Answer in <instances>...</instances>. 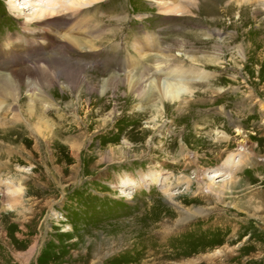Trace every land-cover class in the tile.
<instances>
[{
  "label": "rangeland",
  "instance_id": "obj_1",
  "mask_svg": "<svg viewBox=\"0 0 264 264\" xmlns=\"http://www.w3.org/2000/svg\"><path fill=\"white\" fill-rule=\"evenodd\" d=\"M9 1L0 49L18 36L31 61L0 73L73 71L0 96V264H264V0H106L55 32L68 11ZM190 66L209 77L184 105L140 102Z\"/></svg>",
  "mask_w": 264,
  "mask_h": 264
},
{
  "label": "bare ground",
  "instance_id": "obj_2",
  "mask_svg": "<svg viewBox=\"0 0 264 264\" xmlns=\"http://www.w3.org/2000/svg\"><path fill=\"white\" fill-rule=\"evenodd\" d=\"M69 1H70L69 4L65 5L61 0H50V1L48 0V4L52 7L51 8L49 7L50 8L49 10L40 9V13L42 11H44L45 12L44 14H46L49 11L51 15L58 14V13L62 14L63 12L68 11V12L64 13L63 15L56 17V19H54L53 21H50L49 24L52 25L54 32L56 30H58L60 27H62L63 25H65L66 23L68 24L69 22H71L70 18H71V16H73L72 14H80V12H81L80 6L85 5V4H98V3H102L106 0H87L85 3L81 2L82 0H69ZM254 1L257 2L258 0H254ZM9 2L10 3H8V4H9L10 9L15 10V8L13 7L14 6L13 5L14 0L13 1L10 0ZM56 5H59L58 9L55 8ZM45 36H46V34H45ZM46 37L49 38V36H46ZM18 40H19V42H17ZM22 41H23V39L19 38L18 36H16L14 39H10V37H8L7 43L5 45H3L2 48L0 49V71L6 70V68H8V67H10V68L17 67L18 68L19 65H17V62L19 60H23V61L27 62L31 59V56H25V57L21 56V54H22L21 46L19 47L18 45H20V43ZM14 42H17L18 44L14 43ZM75 46H76V44H75ZM65 47H67V46H65ZM32 50L33 51L36 50L40 54L46 53L45 52L46 49L40 45L38 47L36 46L35 49H31V51ZM58 60H59V62H58ZM38 63H39V61L36 63L37 68H35V70L33 69L29 73H27L25 71H21V70L18 71V70H16L17 68L15 69V71L11 70V71H13V78L16 79L15 82L12 81L13 79H10L9 76H3L0 73V91L10 90L9 93H5V94L3 92H0V96H2L4 98H6L7 96H10V98L15 99L16 98L15 90L17 88L15 86V84H16V82H19V83L24 82V80H26V85L30 86V87L34 86L35 84H43V82H45L44 83L45 86L47 84H52L53 81H55L52 74L48 75L47 73H43V72L47 71V69H52V66L56 65V64H58L62 68L61 72L64 73V75H66L67 77H68L67 74H69V71H71L69 77H72V71H73L72 68L69 67L66 63L62 62L61 59H57L56 57H55V59L49 58L46 61H43V62L41 61L42 65H38ZM8 64L10 66H8ZM158 65H160V64H158ZM127 67H128L127 64H124L123 69H126ZM53 69H55V67ZM35 76H37V79H35ZM157 77L158 78L156 79L155 83H151L147 87L143 86L140 89V98H141L140 102L142 101V103L148 104L152 101L153 102L155 101V103H152V105H153L152 107H155L156 106L155 104L161 105L164 103H174V104L184 105L185 103H184L183 99L192 95V88L190 85L191 84L190 81L203 82V81L207 80L209 75L200 68L190 66V68H187V69L178 68V67L171 68L168 71H166L164 69L163 73H161V75H157ZM135 84H136V82L133 84L134 86L131 87V90L137 91V93H138L139 91L136 89ZM39 94H41V95L43 94L41 92V90H39ZM152 98H154V99H152ZM143 101H145V102H143ZM2 103L3 102L0 100V106ZM35 130L38 133H41L40 127H35ZM225 144H226L225 147L227 149V139H226ZM222 156H223V154L221 152H218L216 156H213L214 157L213 160H212V158H211V160H208L209 164L211 162L212 163L217 162L219 159L222 158ZM239 161L241 164H245V165L250 164L249 159L245 155H241V158ZM181 166L182 165H177L175 167L178 170L181 168ZM208 166H211V165H208ZM138 179L142 180V177L138 178ZM178 181L180 182V180H178ZM183 182L184 181H182V183ZM185 184L187 185V187H190L189 181L185 180ZM200 190H201V188H200ZM205 190L207 192H209L210 194H213L216 198H219L224 192L227 191V183L223 184L222 186H217L213 182H210L207 184L205 183ZM169 198L173 199L174 195L170 196ZM194 214H199L198 210H196L194 212ZM189 217H193V216H189ZM137 227L138 226H136V228ZM133 229H130L128 231V233H126V234H130L133 236V233H135V230H133Z\"/></svg>",
  "mask_w": 264,
  "mask_h": 264
}]
</instances>
